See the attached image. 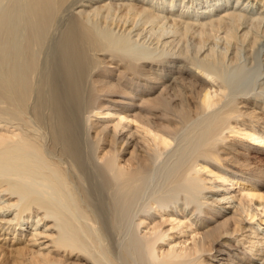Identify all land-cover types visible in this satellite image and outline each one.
I'll return each mask as SVG.
<instances>
[{
  "label": "bare ground",
  "instance_id": "obj_1",
  "mask_svg": "<svg viewBox=\"0 0 264 264\" xmlns=\"http://www.w3.org/2000/svg\"><path fill=\"white\" fill-rule=\"evenodd\" d=\"M0 264H264V0H0Z\"/></svg>",
  "mask_w": 264,
  "mask_h": 264
}]
</instances>
